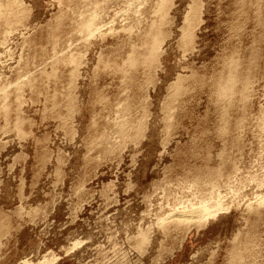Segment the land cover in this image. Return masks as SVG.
<instances>
[{"label":"rangeland","instance_id":"374dc122","mask_svg":"<svg viewBox=\"0 0 264 264\" xmlns=\"http://www.w3.org/2000/svg\"><path fill=\"white\" fill-rule=\"evenodd\" d=\"M41 262L264 264V0H0V264Z\"/></svg>","mask_w":264,"mask_h":264},{"label":"bare ground","instance_id":"6f19581e","mask_svg":"<svg viewBox=\"0 0 264 264\" xmlns=\"http://www.w3.org/2000/svg\"><path fill=\"white\" fill-rule=\"evenodd\" d=\"M133 62V64H134V61H132ZM144 63H145V60L143 61ZM135 65V64H134ZM229 75V74H228ZM233 77L231 78V80H230V82L229 83H227V84H225V86H222L221 87V92H223L224 93V95L225 94H229L231 91H232V84H233ZM221 85V84H220ZM219 209V208H218ZM220 210V209H219ZM218 210V211H219ZM215 210H214V214H215ZM187 214H189V216H187L189 219H191V220H194V219H198V221L200 220H202L203 218H205L206 216L207 217H209V214L207 213L206 214V212H205V210H204V208H200V209H198V210H194V211H191V212H188ZM213 214V215H214ZM212 215V217H214ZM185 216H186V214H185ZM211 216V215H210ZM181 216H179V218H180ZM184 217V216H183ZM183 217H181V218H183ZM176 218H177V216H176ZM181 218L180 219H178V220H181ZM185 219H187V218H185ZM206 219V218H205ZM188 221H190V220H188ZM196 222V221H195ZM200 223V222H199ZM30 264V263H29ZM41 264H43L42 262H41ZM45 264V263H44Z\"/></svg>","mask_w":264,"mask_h":264}]
</instances>
